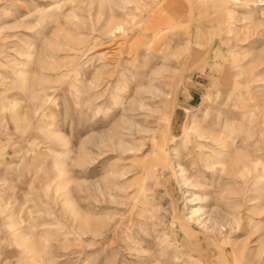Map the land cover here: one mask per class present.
Wrapping results in <instances>:
<instances>
[{
	"label": "rangeland",
	"instance_id": "1",
	"mask_svg": "<svg viewBox=\"0 0 264 264\" xmlns=\"http://www.w3.org/2000/svg\"><path fill=\"white\" fill-rule=\"evenodd\" d=\"M0 264H264V0H0Z\"/></svg>",
	"mask_w": 264,
	"mask_h": 264
}]
</instances>
